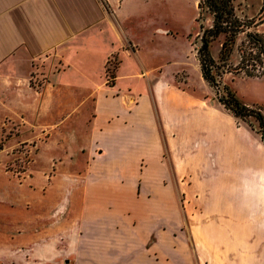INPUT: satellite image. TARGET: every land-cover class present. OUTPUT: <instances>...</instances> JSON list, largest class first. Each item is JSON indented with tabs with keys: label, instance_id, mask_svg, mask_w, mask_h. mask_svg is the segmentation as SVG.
Returning <instances> with one entry per match:
<instances>
[{
	"label": "crops",
	"instance_id": "1",
	"mask_svg": "<svg viewBox=\"0 0 264 264\" xmlns=\"http://www.w3.org/2000/svg\"><path fill=\"white\" fill-rule=\"evenodd\" d=\"M129 1L0 0V111L44 117L55 159L85 163L33 186L32 234L0 188V264H264L261 134L170 81L157 23L140 57ZM237 80L257 82L241 101L264 115V75Z\"/></svg>",
	"mask_w": 264,
	"mask_h": 264
},
{
	"label": "rangeland",
	"instance_id": "2",
	"mask_svg": "<svg viewBox=\"0 0 264 264\" xmlns=\"http://www.w3.org/2000/svg\"><path fill=\"white\" fill-rule=\"evenodd\" d=\"M194 1L197 0H138L137 2L130 0L131 10L134 12L138 10L141 14H137V17L140 16V25L134 23V33L140 38L141 58L150 52L155 53L156 46L159 45L167 57L165 70L176 69L174 78L170 80L174 85L193 93L205 94L207 91V96L219 103L218 94L204 81L201 73L198 59L199 9L197 8V16H195ZM262 7V0H247L241 4L239 13L244 18L258 20L262 13ZM155 24L159 28H165L164 33L162 31L156 32L158 37L160 34L163 35V40L161 39L156 46L150 41V39L158 41V38H152ZM205 24L209 26L211 21L207 20ZM260 29L261 27L259 31H261ZM244 40L242 36L232 62H230L233 68L241 62L239 47ZM219 49V44H216L213 48L215 57H218ZM118 65L119 57H113L107 68L109 81L116 75ZM247 65H252V62L247 63ZM239 78L246 77L244 74H228L225 77V83L236 94L237 98H240L239 100H243L242 97L247 98V95H253L257 82L237 80ZM45 83V79L36 75L33 78V88L37 91L42 89ZM36 98L41 99L38 95ZM250 108L260 111L257 106ZM21 116L9 109L0 111V188L5 189L7 194L9 192L16 193L21 197L22 204L20 205L22 207L16 208V215L21 218L19 220L21 222L20 231H23V234H32L33 230L29 229V224L25 221L33 218V186L42 187L59 183L61 178L54 179L55 171L69 165L68 170L76 175L75 171L84 169L85 163L77 158L74 160L67 159L66 155L63 156L66 160L55 159L56 155L62 154L59 150L56 152L55 149L62 145L53 144V139L46 143V138L50 136V133L47 135L48 133H45L46 130L43 126H35L36 123L44 124L47 120L44 117L35 119V115L28 112ZM245 122L253 128H258L254 117L247 118ZM43 173L45 176H41ZM39 190L42 189L39 188ZM179 197L182 200H187L185 195L180 194ZM183 210L186 211L187 209L183 208ZM8 212L9 208H5L6 218H8ZM186 226L188 227V224L183 226L184 231L188 230Z\"/></svg>",
	"mask_w": 264,
	"mask_h": 264
},
{
	"label": "trees",
	"instance_id": "3",
	"mask_svg": "<svg viewBox=\"0 0 264 264\" xmlns=\"http://www.w3.org/2000/svg\"><path fill=\"white\" fill-rule=\"evenodd\" d=\"M197 1L200 25L198 59L202 77L218 94L219 103L237 119L245 121L254 117L264 141L262 112L244 104L225 83L228 74H244L246 78L264 75V34L259 31L264 24V0L258 20L244 18L239 13L241 4L247 0ZM207 20L211 21V25L205 24ZM242 36L245 40L239 47L241 62L233 68L230 62ZM216 44L220 46L218 57L213 54ZM251 62L252 65H247Z\"/></svg>",
	"mask_w": 264,
	"mask_h": 264
}]
</instances>
